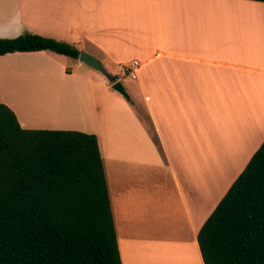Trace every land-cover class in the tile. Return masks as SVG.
Returning <instances> with one entry per match:
<instances>
[{
	"label": "crops",
	"instance_id": "1",
	"mask_svg": "<svg viewBox=\"0 0 264 264\" xmlns=\"http://www.w3.org/2000/svg\"><path fill=\"white\" fill-rule=\"evenodd\" d=\"M18 33L71 43L102 66L5 53L0 102L22 128L97 136L122 264H204L198 232L264 140V1L0 0V37Z\"/></svg>",
	"mask_w": 264,
	"mask_h": 264
},
{
	"label": "trees",
	"instance_id": "2",
	"mask_svg": "<svg viewBox=\"0 0 264 264\" xmlns=\"http://www.w3.org/2000/svg\"><path fill=\"white\" fill-rule=\"evenodd\" d=\"M42 49L74 58L80 51L38 34L0 37V55ZM197 240L204 264H264V140ZM0 264H122L97 136L22 128L2 102Z\"/></svg>",
	"mask_w": 264,
	"mask_h": 264
},
{
	"label": "water",
	"instance_id": "3",
	"mask_svg": "<svg viewBox=\"0 0 264 264\" xmlns=\"http://www.w3.org/2000/svg\"><path fill=\"white\" fill-rule=\"evenodd\" d=\"M78 58L85 62L86 64L98 69V70H101L102 69V66L101 64L99 63V61L94 58L93 56L89 55L88 53H86L85 51H82L80 50L79 51V56ZM111 87L115 90H117L118 92H120L122 95H124L126 98H128V94L126 93L124 87H123V84L121 83V81H115L111 84Z\"/></svg>",
	"mask_w": 264,
	"mask_h": 264
},
{
	"label": "rangeland",
	"instance_id": "4",
	"mask_svg": "<svg viewBox=\"0 0 264 264\" xmlns=\"http://www.w3.org/2000/svg\"><path fill=\"white\" fill-rule=\"evenodd\" d=\"M195 3H197V2H195ZM195 3H188V5H189V7L192 5V4H195ZM199 5H203V6H207L206 4H199ZM188 11H192V10H190V8H188ZM240 11V10H239ZM69 59L70 58H64L63 59V61L61 62V66H62V68H66V67H69L70 66V64H69ZM127 78H128V76H126ZM124 78V80H127V78ZM34 85H35V83H33V82H30V81H28V82H26V84H25V86H24V89H27L26 91H28L29 93H26V94H28V95H31L33 92H32V89H33V87H34ZM0 91H2V89H1V87H0ZM23 93V92H22ZM32 97V96H31ZM22 110H24V111H26L30 116H33L34 115V108H33V106H32V104H30V105H25V107H23V109Z\"/></svg>",
	"mask_w": 264,
	"mask_h": 264
},
{
	"label": "built area",
	"instance_id": "5",
	"mask_svg": "<svg viewBox=\"0 0 264 264\" xmlns=\"http://www.w3.org/2000/svg\"><path fill=\"white\" fill-rule=\"evenodd\" d=\"M139 66H140V63L136 59L127 61L121 65V73L124 77L128 76L131 78H135L137 75Z\"/></svg>",
	"mask_w": 264,
	"mask_h": 264
},
{
	"label": "clouds",
	"instance_id": "6",
	"mask_svg": "<svg viewBox=\"0 0 264 264\" xmlns=\"http://www.w3.org/2000/svg\"><path fill=\"white\" fill-rule=\"evenodd\" d=\"M16 18L18 19L19 18V13L16 14ZM19 34H22V33H18Z\"/></svg>",
	"mask_w": 264,
	"mask_h": 264
}]
</instances>
